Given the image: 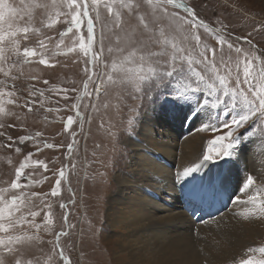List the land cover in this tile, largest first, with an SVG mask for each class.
I'll list each match as a JSON object with an SVG mask.
<instances>
[{"label":"rangeland","instance_id":"374dc122","mask_svg":"<svg viewBox=\"0 0 264 264\" xmlns=\"http://www.w3.org/2000/svg\"><path fill=\"white\" fill-rule=\"evenodd\" d=\"M9 2L15 7L23 6L21 0H9ZM28 2L29 0H24V3ZM183 2L194 8L199 20L207 25L209 31L204 28L198 30L201 44L207 45L210 49H217L218 61L221 55L218 37L221 36L226 41L223 47V55L226 60L231 58V62H234L237 59L235 47H240L247 53L255 52L256 55L264 59V0H183ZM140 11L147 15L149 10L142 7ZM170 11H178L180 15H185L183 9H170ZM101 13L102 22L107 21L108 17L103 9ZM42 19L41 13L35 12L32 23L41 29V33L30 34L28 41L21 42V48L27 45L40 51L39 41L43 39L47 44L45 55L50 62L55 63V67L39 64L40 57L37 56L30 58L34 61L32 63H18L16 67H11L8 76L0 71V91L13 93L11 96L0 97V104L7 113V115L0 114V125H2L0 132L3 133L2 137L0 135V139H7L6 143L3 142L5 146L2 147L0 143V189L9 187L15 179L16 170L27 160L28 166L24 169L21 179V183L26 184V187L17 191L27 193L31 210L39 213L35 217L34 223L40 225L38 231L31 226L25 227L24 231L34 236V240L31 244H26L22 251L15 256H7L6 264H15L17 260L20 261V264H27L29 260L32 261V264H129V253L123 250L125 247H123V242H126L129 234L126 229H116L117 226L113 225L115 217L112 216L115 210H110L108 206L110 197L114 196L120 187L119 180H121L122 185L123 178H126L127 174L130 175L135 169L133 168L135 164L139 162L137 154H135L137 152H134V149L142 150L150 146L148 144L149 136L146 137L147 141L142 140L143 142L137 144L138 139H140L139 136L146 130L147 117L165 120V125L170 124L172 119L178 120L182 127L188 123L189 133L183 132L182 135L179 133L181 135L178 137L180 146L188 136L193 135L190 130L195 125V121H198L196 126L201 129L206 124H223L226 117L219 114V109L208 108L201 111L203 105L198 107L195 102L177 101L168 95H161L158 99H155V95L151 98L138 99L124 91L117 98L116 90H112L109 96H102L99 101H96L94 96L90 97L85 94L84 88L85 82L88 80L84 69L88 66L89 57L84 56L79 51L78 44L76 52H67V49L74 45V41H78L76 30L74 29L73 33L63 37L64 43L57 47L61 39L60 33L67 28V25L61 23L52 29H46L40 23ZM125 20L129 31L136 28L138 20L135 15L130 17L125 13ZM189 27L185 26L184 31L187 32ZM97 32H99V25H97ZM139 32L140 30L137 29V35ZM81 34L85 36V39L87 38V33L83 29ZM166 34L169 37L174 36V42L179 46L191 48L194 55L199 51L195 47L194 41L183 39L181 32L166 29ZM49 36L52 37L51 40L47 38ZM247 41H251V44ZM108 43L109 40L106 39L105 48H107ZM227 43H232L235 47L229 49ZM168 50L171 51L170 44ZM16 59L15 55H11L8 63L4 65L5 70H8ZM104 59L109 62L111 60L107 52H105ZM184 67L187 68V65L185 64ZM232 67L235 68L234 63H232ZM196 68L201 70L199 65ZM101 70L98 64L96 71ZM95 87V84L89 83L88 91L93 92ZM64 89L69 90L67 92L68 99L62 98L65 95ZM73 89L75 91H72ZM41 92L43 95L40 94ZM205 99L208 97L205 96ZM8 100H12L13 103L9 104ZM152 100L154 101L151 102ZM105 102L109 105L107 109L101 107ZM94 103L99 111L94 110ZM77 105L80 116H77ZM69 116L73 117L74 123L70 129L66 130V121ZM166 118L169 121H166ZM252 123L253 121H249V125H246L245 129H240L242 142L231 158L210 162L203 167L212 171V178L215 170H217V177H221V172L227 169V171L222 172L220 181L223 191H225L226 183H237V192L229 210L223 211L215 218L212 217L207 221L196 223L182 209H179L191 221L189 234L185 231L182 236L192 237V248L202 258V264H211L210 257L206 258L204 248L207 247L208 240L213 238V234L219 246L230 239L229 233H224V229L217 228L218 225L214 223L220 219L227 220L234 209L238 207L244 211L249 207L243 201L247 199L248 192L253 190H243L240 185L241 177L245 179L247 176H253L256 180L253 188H263L264 190V172L259 174L261 166L255 161H251V157H249L250 160L247 158L249 148L253 146L251 140L264 137V121L256 122V127L248 132L247 128ZM177 127H179L178 131L180 129L182 131L183 128L179 125ZM152 129L155 132L161 130L157 126ZM200 131L196 129L197 135L195 137L201 140L203 144L201 150L203 156L208 147V141L215 139L216 136L226 134L227 129L217 132L201 131V134L198 135ZM240 132L234 135H239ZM22 137H30L31 139L21 142ZM156 137L159 138L157 135ZM131 143L140 146H138L139 148L134 146V148ZM188 143L174 151L173 161L176 164L173 166V172L174 168L178 166L177 161L180 159V155L186 152ZM47 144L57 147L48 148ZM70 145L71 151H69ZM17 148L20 149L19 152L16 151ZM190 148L192 151L196 148L193 146L192 140ZM243 152L246 157L244 161L241 159L240 165L238 159L241 158ZM29 154L31 155L29 156ZM202 156L198 158L188 155L185 162L192 166L200 163ZM37 161L40 163H36ZM236 161L238 168L231 167ZM45 165H47V171ZM241 169L246 172H241ZM61 171L64 172L62 178L60 177ZM173 178L167 175L166 180L160 179L161 186L165 191L177 192L178 184ZM57 179L60 180V193L53 196L51 193L55 188ZM135 179L139 180V184L141 183L140 178L135 177L131 179V182ZM185 181H181L180 184ZM150 184L154 185L151 188H149L150 185H147L148 188L145 189L147 200L149 203H160V206L165 208L162 210L163 214H170L172 209L167 207L170 206L166 202L168 198L166 197L167 200L165 201L163 199L165 194L160 196L155 194L159 192L157 190H159L160 185L155 182H150ZM14 194L16 193L10 191L7 196L10 198ZM237 195L240 203H237ZM130 198L127 193L117 197L119 206L127 204L130 206ZM62 204L66 207L62 208ZM176 207L178 205L175 203L173 209ZM49 212L51 213V224L47 223ZM161 214L159 215L154 211L152 215H155L156 220L162 216ZM65 216H67V220H65ZM29 219L32 218L29 217ZM144 225L145 223H141L139 227ZM155 225V230H152L154 233L139 234L137 243L142 247L137 246L134 251L143 250L146 243H153L157 240L155 237L160 232L165 231L160 230L162 226H157V223ZM199 228L203 230L204 236L200 237L202 232L199 231ZM174 229H172L171 235L176 234L173 233L174 231L181 232L180 229ZM59 233H66V235H60L57 242ZM247 234H249L248 231ZM4 235L0 233V237ZM252 236L254 239L246 240L244 246L234 250L238 256L234 263L230 261L231 264H260L261 261H264V253L258 251L260 248H264V236L257 231H254ZM152 238L155 239L153 242L151 241ZM241 242V239L234 241L235 244ZM61 249L65 258L59 255Z\"/></svg>","mask_w":264,"mask_h":264},{"label":"snow or ice","instance_id":"6c2138e0","mask_svg":"<svg viewBox=\"0 0 264 264\" xmlns=\"http://www.w3.org/2000/svg\"><path fill=\"white\" fill-rule=\"evenodd\" d=\"M21 4L22 7H15L9 0H0V71H3L5 76L10 74L11 67H16L18 63H32L34 61L30 58L37 56L40 57L39 64L55 67V63L50 62L45 55L47 44L43 39L39 41L40 51L27 45L21 48V42L28 41L30 34L41 33V29L32 23L35 12L39 11L43 16L40 21L43 28L52 29L61 23L67 25V28L60 33L61 39L57 47L64 43L63 37L76 30L78 41H74V45L69 47L67 52H76L78 44L79 51L89 57L88 66L84 69L88 76L84 88L85 94L94 96L96 101L102 96H109L110 91L116 90L117 98L124 91L138 99L151 98L153 95L158 99L161 95H168L177 101L195 102L198 107L203 105L201 111L208 108L219 109V114L226 117L224 123L206 124L200 130L217 132L227 129L226 134L208 141V147L200 163L185 167L177 174L181 181L201 171L210 162L231 158L242 142L240 129H245L249 121H253L247 128L248 132H251L256 127V122L264 121V59L255 52L247 53L242 48L227 43L229 49L235 47L237 59L234 62H231V58L226 60L223 55L226 41L221 36L218 37L221 46L218 61L217 49H210L207 45L201 44L198 30L204 28L209 31L207 25L199 20L195 9L186 5L183 0H29L28 3L21 0ZM142 7L149 10L147 15L140 11ZM102 9L108 17L105 22H102ZM170 9H183L185 15ZM125 13L130 17L135 15L138 20L136 28L131 31L126 27ZM185 26H190L187 32L184 31ZM82 29L87 33L86 39L81 34ZM137 29L140 30L139 35ZM166 29L181 32L183 39L194 41L199 51L194 55L191 48L179 46L174 42V36L169 37L166 34ZM47 38L52 39L51 36ZM106 39L109 40L107 48H105ZM247 42L251 44V41ZM169 44L171 51L168 50ZM157 48L159 50H156ZM105 52L111 57L110 62L104 59ZM11 55H15L17 59L12 62L8 70H5L4 65L8 63ZM232 63L235 64V68L232 67ZM98 64L102 69L99 72L96 71ZM185 64L187 68L184 67ZM197 65L201 66V70H197ZM89 83L96 85L93 92L88 91ZM63 91L65 95L62 98L68 99L69 90ZM12 94L0 91V97ZM40 94L43 95L42 92ZM205 96L208 99H205ZM7 102L13 103L12 100ZM108 106L107 102L101 105L105 109ZM76 107L77 116H80L78 105ZM93 108L99 111L95 103ZM0 114L7 115L2 104H0ZM73 123V117L69 116L66 130L70 129ZM237 132L240 134L234 135ZM28 139L31 138L22 137L21 142ZM260 142L264 143V137L260 138ZM46 146L57 147L52 144ZM16 151L19 152L20 149L17 148ZM27 166L26 160L16 170L15 179L9 187L0 189V233L5 234L0 237V264H6L7 256H15L26 244H31L34 240V236L24 231L26 226H31L37 231L40 228V225L34 223L39 213L31 210L27 193L17 191L26 187V184L21 183V179ZM45 170L47 171V165ZM63 176L64 172L61 171L60 177ZM255 184L256 180L253 176H247L243 190L253 189ZM10 191L16 194L9 198L7 193ZM59 193L60 180L57 179L51 195L55 196ZM240 202L237 199V203ZM243 203L251 206L245 211L246 219L255 216L264 221V190L253 189ZM61 207L66 206L62 204ZM47 215L49 217L47 223L51 224V213ZM29 217L32 219L30 220ZM60 235L66 233H59L57 242ZM258 251L264 253V248ZM59 255L65 258L62 249ZM15 264H20V261L17 260ZM27 264H32V261L29 260ZM260 264H264V261Z\"/></svg>","mask_w":264,"mask_h":264},{"label":"bare ground","instance_id":"6f19581e","mask_svg":"<svg viewBox=\"0 0 264 264\" xmlns=\"http://www.w3.org/2000/svg\"><path fill=\"white\" fill-rule=\"evenodd\" d=\"M153 118L147 117L146 130L139 136L140 139H138L139 141L137 142V144H139V142H141L142 140L145 142L148 140L146 139V137L149 136L148 144H150V146H148L147 149L143 148L142 150H140L134 147H138L140 145L131 143V145L135 148L134 152H137L135 154H137V160H139V162L138 164H135V167H133L135 168L134 171L130 173V175L127 174L126 178H123L124 181H122V185L121 180H119V189L117 190V192H115L114 196L112 195L110 197L111 200L109 201L108 207L110 210H115L114 214H112V216L115 217V219L113 220V225L117 226L116 229H126L127 233L129 234V238H127L126 242H123V247L125 246L123 250L129 253V264H202V258H200L196 253V250L192 248V237H188V235L187 237L182 236L185 231H187L188 233V230L191 227V221L189 218H187L186 215L179 211V209H181V206L180 202L178 201V190L177 192L172 193L165 191L160 183V179L164 178L166 180V176L169 175L171 177H174L173 179H175L176 183L179 185L181 180L178 179L177 174L179 172H182L185 167H189V165L185 162V158L188 155L198 158L202 156L201 150L203 144L201 140L195 137L197 135V133H195L196 129L200 130V128L196 126L198 125V121H195V125L190 130V133L193 135L191 137L188 136L180 146L178 137L181 136L184 131H181V129L180 131L177 130L179 128L177 127V125H179L178 120L172 119V122L170 124L165 125V120L162 121ZM188 119L190 120V118H187V120ZM166 121H169V119L166 118ZM156 126L161 130L155 132V130L152 128ZM179 133L181 135H179ZM199 134H201V131L198 133V135ZM156 135L159 138H157ZM165 137L166 141L164 142ZM172 140L174 141L172 142ZM191 140L193 141V146L196 147L193 151L190 148ZM252 141H256L252 146L254 149L252 147L249 148L247 158L248 160H250L249 157H251V161H255L261 166V170L259 172L260 174L261 172H264V169H262L264 167V143H261L260 139H252L251 142ZM187 143V150L180 155V159L177 161L178 166L174 168L175 170L173 172V166L174 164H176L173 161L174 151L176 149L184 147ZM142 152L144 153V155ZM245 157L246 155L243 152L241 158L239 157L238 159L240 165L242 162L241 159L244 161ZM234 163L235 164L231 167L238 168L237 161ZM219 171L221 172L220 169ZM133 177L140 178L141 183L139 184L138 179H135L133 180V182H131V179ZM143 177L149 179H145ZM150 182H155L160 185L159 190H157L159 192H156L155 194H157L158 196H160L161 194H165L164 196H162L165 201L167 200L166 197L168 198V201L166 202L168 205L170 204V206H166L172 209V212L170 211V214H163L162 210L165 208L161 207L160 203H149V201L147 200V191H145V189L148 188L147 185H150L149 188L154 185L150 184ZM221 192H224L222 186ZM126 193L131 197L129 199V203H131V205L129 206L127 204L125 206H119V199H117V197ZM175 203L176 205H178V207L173 209ZM249 207L251 206L249 205ZM154 211L159 215L160 213H162V216H160L159 219L155 220V215H152ZM141 223H145V225L139 227V224ZM156 223L158 224L157 226H162V228H160V230L162 229V232L163 230L165 231L163 233L160 232L157 237H155L157 238V240L152 238V242L155 240L153 243H151L150 241V243L145 242L146 246L144 245V248L146 249L143 248L144 251L142 249L139 250V252L134 251L136 250L137 246H141L137 243V240H139V234L148 233L149 235L150 233H154L152 232V230H155ZM214 224L218 225L216 226L217 228H223L224 233H229L230 239L220 246L219 243L216 242V237L214 234L213 238L208 240L207 247L204 248V250L206 251V258L210 257L211 264H231L230 261H233L234 263L236 257L238 256L234 250L238 249L241 246H244L246 240L254 239L252 236V233L254 231H257L259 234L264 236V221L257 219L255 216H251L246 219L245 211L240 209V207L234 209V212L227 218V220L224 221L223 219H220L217 220V222ZM174 228H176L177 230L180 229L181 232L178 233L179 231H174L173 233L176 234L171 235V231H173L172 229ZM132 229L134 230L131 231ZM199 231L202 232L200 237L204 236V232L203 230H201V228H199ZM247 231L249 232V234H247ZM237 239H241L242 242L240 244H235L234 241Z\"/></svg>","mask_w":264,"mask_h":264}]
</instances>
